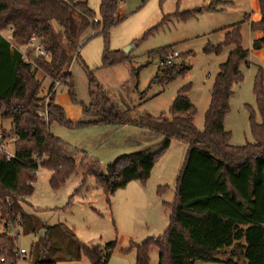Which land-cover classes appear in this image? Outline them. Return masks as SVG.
Returning a JSON list of instances; mask_svg holds the SVG:
<instances>
[{
  "label": "trees",
  "instance_id": "trees-1",
  "mask_svg": "<svg viewBox=\"0 0 264 264\" xmlns=\"http://www.w3.org/2000/svg\"><path fill=\"white\" fill-rule=\"evenodd\" d=\"M126 1L101 0V20L97 21L87 2L0 0V31H13L10 40L0 36V135L7 138L1 121L11 120L15 139L14 158L8 160L7 156H0V217L6 228L0 235V255L1 260L4 259L0 264H17L16 239L10 235V228L19 218L21 226L24 225L27 215L20 208L19 198L33 196L41 169L51 173L53 189L84 173L75 195L82 192L88 177H92L104 189L110 203V197L130 183L145 184L173 140L184 143L188 150L178 176L174 202L167 204L171 212L169 227L164 236L136 245V264H149L151 247L160 251L159 264H264V70L261 67L254 89L262 118L261 124H253L257 143L232 146L231 133L225 129L233 87L244 80L242 66H249L250 54L243 48L241 33L245 22L227 29L225 41L218 47L205 50L220 55L226 48L233 49L220 65L203 131L194 124L196 108L186 96V90L174 101L171 118L164 114L159 118L139 116L132 110H120L90 69L87 72L90 103L82 105L85 121L69 122L64 109L57 105L56 82L69 87L72 100L76 101L73 76L68 70L78 55L85 33L93 29L96 36L101 35L107 41L110 31L120 23L117 19L119 5ZM257 2L261 20L251 23V30L263 37L254 41L253 50L262 51L264 0ZM222 5L221 0H211L207 7L189 10L176 17L187 21L205 11L220 12ZM154 31L146 33L143 40ZM33 36L53 57L51 62L37 63L53 80L47 104L39 98L41 82L31 67L17 52L10 58V42L21 47ZM164 50L156 54L160 55ZM103 60V68H107L128 61V58L119 52L106 51ZM190 70L183 65L168 67L164 69L162 83L168 85ZM55 122L67 127L133 126L149 131L151 136L160 137L162 141L155 148L121 157L109 164L104 172L100 163L86 153L72 150L50 132ZM79 156L82 159L77 162ZM116 245L113 242L106 249L80 245L78 258L85 256L92 264H108L110 251Z\"/></svg>",
  "mask_w": 264,
  "mask_h": 264
},
{
  "label": "rangeland",
  "instance_id": "rangeland-1",
  "mask_svg": "<svg viewBox=\"0 0 264 264\" xmlns=\"http://www.w3.org/2000/svg\"><path fill=\"white\" fill-rule=\"evenodd\" d=\"M76 1L87 2L97 21L101 20V0ZM221 2L224 4L220 6L222 11H205L187 21L176 16L207 7L211 0H148L146 3L128 0L120 3L117 13L120 23L110 31L108 40L101 35L96 36L93 29H89L68 70L73 76L76 101L72 100L69 87L63 82H56L60 83V87L56 88L55 101L64 109L67 120L73 124L85 121L82 105L90 103L87 74L90 69L120 110H132L139 116L159 118L164 114L171 118L174 101L180 92L186 90V96L196 108L194 124L203 131L220 65L233 49L226 48L220 55L206 53L205 50L218 47L225 41L227 29L245 22L241 33L243 48L250 54L249 66H242L244 80L233 87L225 129L231 133L232 146L257 143L253 124H261L262 118L254 89L259 68L264 70V54L253 50L259 33L252 32L251 23L260 12L256 9L255 0ZM248 15L252 17L250 21L246 20ZM150 30L155 31L143 40ZM0 36L10 40L11 32L3 29ZM131 47L134 50L126 55L124 51ZM161 49L165 50L157 55L156 52ZM172 50L180 54L176 65L191 70L184 77H177L164 85V69L159 62ZM106 51L119 52L128 61L103 68ZM37 63L30 67L41 82L39 98L47 104L53 80L45 75ZM1 126L7 138L0 135V143L13 155V123L4 120ZM112 126L67 127L55 122L50 132L72 150L86 153L100 163L104 172H107L109 164L121 157L155 148L162 141V138L151 136L149 131L138 127L129 126L119 132ZM187 150V145L173 140L166 154L156 162L151 178L145 184L130 183L111 196L110 203L104 189L92 177H88L82 192L75 195L85 177L84 173L53 189L50 186L51 173L41 169L34 184L33 196L29 199L19 198L20 208L27 215L24 225L21 226L19 217L17 224L14 227L11 225L17 251L24 249L27 252L26 262L17 264H92L85 256L78 258L80 245L106 249L113 242L117 245L110 251L108 264H136V245L164 236L169 227L171 212L167 204L174 202L177 180ZM81 159L79 156L77 162ZM5 230V223L0 217V235ZM42 232L46 233V237L40 236ZM159 257V249L151 247L149 264H159Z\"/></svg>",
  "mask_w": 264,
  "mask_h": 264
},
{
  "label": "built area",
  "instance_id": "built-area-1",
  "mask_svg": "<svg viewBox=\"0 0 264 264\" xmlns=\"http://www.w3.org/2000/svg\"><path fill=\"white\" fill-rule=\"evenodd\" d=\"M10 32L12 34L13 31ZM10 46H12V49H14L15 52L21 55L22 61L29 66L35 65L38 61L51 62L53 59L52 54L45 49L44 45L36 36L31 37L30 40L21 47H16L11 42ZM179 57L180 54L177 51L172 50L166 55L162 56L159 66L163 69L172 67L176 65V61L179 59ZM58 87H60V83H56L54 90L56 91V88ZM2 155L7 156L8 160L14 158V154H10L9 151L6 150L5 145L0 143V156ZM15 257L17 262L23 261L25 263L27 252L24 249H20L16 252ZM1 261L4 262V259Z\"/></svg>",
  "mask_w": 264,
  "mask_h": 264
},
{
  "label": "crops",
  "instance_id": "crops-1",
  "mask_svg": "<svg viewBox=\"0 0 264 264\" xmlns=\"http://www.w3.org/2000/svg\"><path fill=\"white\" fill-rule=\"evenodd\" d=\"M74 1H76V0H74ZM82 2H84V1H82ZM255 4H256V9H258V11H259V5H258V2H257V0H255ZM260 12V11H259ZM251 16L250 15H248L247 16V20H251ZM261 20V15H258L257 16V18H256V20L254 21V22H259ZM252 23H253V21H252ZM263 37V35L261 34V33H259L258 34V38L257 39H261ZM256 39V40H257ZM260 53H263L264 54V50H262ZM13 54H14V52H13V50L12 49H10V58L13 56ZM13 59V58H12ZM57 90V89H56ZM56 93H57V91H56ZM74 123H75V121H74ZM108 127H111V126H108ZM112 127H116V130L117 131H122L123 129H127L129 126H112Z\"/></svg>",
  "mask_w": 264,
  "mask_h": 264
},
{
  "label": "water",
  "instance_id": "water-1",
  "mask_svg": "<svg viewBox=\"0 0 264 264\" xmlns=\"http://www.w3.org/2000/svg\"><path fill=\"white\" fill-rule=\"evenodd\" d=\"M132 50H134V48H127L125 51H124V53L126 54V55H130V53L132 52ZM10 235H13V230H12V228H10ZM40 236H42V237H46V233L45 232H42L41 234H40Z\"/></svg>",
  "mask_w": 264,
  "mask_h": 264
}]
</instances>
